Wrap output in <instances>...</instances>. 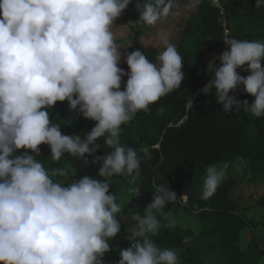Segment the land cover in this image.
Instances as JSON below:
<instances>
[{"label": "clouds", "instance_id": "obj_1", "mask_svg": "<svg viewBox=\"0 0 264 264\" xmlns=\"http://www.w3.org/2000/svg\"><path fill=\"white\" fill-rule=\"evenodd\" d=\"M132 3L0 0V264H103L108 240L120 233L122 209L108 180L127 174L135 183L141 176L137 151L120 143L121 126L180 87L185 76L167 32L160 33L159 63L137 49L125 56L128 71L118 67L122 52L112 28ZM172 7V0H135L139 20L149 26L166 18ZM255 7H264V0H256ZM223 41L229 48L220 55V66L208 63L213 78L204 94L214 95L226 114L243 108L264 117V43ZM244 65L250 72L246 77L237 72ZM240 86L255 97L251 104L230 95ZM58 101L95 121L84 138L62 134L61 126L52 123L48 110ZM100 138L110 151L95 156L93 163H101L96 176L57 182L55 177L67 175L65 169H47L36 159L42 144L54 163L66 155H94ZM20 149L25 151L17 154ZM227 168L226 162L206 168L202 200L214 195ZM154 188L143 214L133 217L134 238L121 249L118 264H180L177 250L161 248L151 237L161 227L157 213L187 196L178 200L168 185ZM173 226L174 221L168 225Z\"/></svg>", "mask_w": 264, "mask_h": 264}, {"label": "trees", "instance_id": "obj_2", "mask_svg": "<svg viewBox=\"0 0 264 264\" xmlns=\"http://www.w3.org/2000/svg\"><path fill=\"white\" fill-rule=\"evenodd\" d=\"M219 1L223 12L215 0H172L169 15L178 12L187 18L181 22L183 31L178 46L184 80L180 87L161 96L146 111H139L130 122L121 126L120 143L137 151L141 176L135 183L133 176L127 174L114 177L129 182L133 190L139 188L136 193L139 215L151 202L154 186L168 185L178 200L184 194L187 196L186 202H173L163 214L157 213L161 227L151 237L161 248L177 250L180 264H260L264 247L254 233L257 223L248 219L245 212L256 206L264 207V193L257 192L253 186L240 188L233 165L243 159L253 176L264 174V117H254L243 108L226 114L214 95H205L202 88L213 78L207 70L206 54L218 51L225 44L224 19L229 29L228 39L264 43V7H255L256 0ZM190 8L193 11L188 13ZM120 17L117 25H128L132 35L123 42H116L119 50L126 56L139 49L150 62L159 63L156 58L160 49L155 45L144 46L140 41L153 25H145L139 20L135 0ZM220 63L219 60L215 65L218 67ZM119 67L128 71L125 60ZM244 68L247 65L238 68L237 72L246 77L250 72ZM126 81L127 76L122 77L121 90ZM230 95L240 101L247 100L249 104L255 99L243 90V86ZM66 107L67 101H58L48 110L52 123L61 126L62 134L84 138L95 121L72 109L74 117H69ZM97 146L94 155L75 158V170L65 169L67 175L59 177L60 181L71 183L84 175L96 176L101 163H93L95 156H104L110 151L104 138L97 141ZM39 150L36 159L45 168L61 167L51 161L48 145H40ZM24 151L20 149L17 154ZM29 154H32L30 150ZM64 158L72 157L66 155ZM225 162L228 163L225 178L212 197L202 200V178L206 168L209 165L222 166ZM108 182L110 191L117 196V182L110 179ZM178 206L198 216L199 230L168 227L170 214ZM133 238L131 233L120 232L108 240L111 247L108 255L105 253L102 257L103 264H118L121 257L115 251L119 246L130 247Z\"/></svg>", "mask_w": 264, "mask_h": 264}, {"label": "rangeland", "instance_id": "obj_3", "mask_svg": "<svg viewBox=\"0 0 264 264\" xmlns=\"http://www.w3.org/2000/svg\"><path fill=\"white\" fill-rule=\"evenodd\" d=\"M177 10L178 9H176V12ZM192 11V8H190L188 13H191ZM177 13L172 16L168 15V17H166L162 22L153 25V27L147 32V34L140 39L141 43L144 46L155 45L162 52L164 50V46L161 43L160 33L167 32L170 43L174 44L178 51V46L180 44L183 31L181 22L182 20H185L187 18L181 13L180 15H178ZM120 18L121 17L117 18L114 21V26L112 28L115 37V42H123L124 40L129 38V36L132 35L128 25H117V23L120 22ZM131 25L133 27H136L134 22H131ZM124 60L125 54L122 52L121 60L118 64V67L123 63ZM66 110L69 117H74V114L70 111L68 102ZM76 162L77 160L75 158H64L57 164L60 165L62 168L67 169L68 171H74L76 167ZM233 170L235 171V175L238 178V186L240 188L253 186V188H256L257 192L264 193V174H258L253 176L249 166L244 162L243 159H238L236 161V163L233 165ZM109 179L111 181L117 182L119 187L117 203L120 205L122 211L120 215L117 216V219L121 224L120 232H124L125 234L131 233V229L136 224V221L133 217L134 215L138 214L137 194L132 189L129 182L124 181L120 178H115L114 176ZM54 180L57 182H61L59 177H55ZM245 216L248 219L257 223V226L254 227V233L258 236L260 243L264 247V225L262 224L264 222V207H253L245 212ZM172 221H174V226H180L183 228L192 227L195 230H199L201 228V223L198 216L194 213L186 211L181 206H178L170 214L169 223ZM121 249H124V247L119 246V248L115 252L120 255ZM107 255L108 254L106 253L105 256ZM260 264H264V257H262Z\"/></svg>", "mask_w": 264, "mask_h": 264}, {"label": "built area", "instance_id": "obj_4", "mask_svg": "<svg viewBox=\"0 0 264 264\" xmlns=\"http://www.w3.org/2000/svg\"><path fill=\"white\" fill-rule=\"evenodd\" d=\"M215 4H216V6H218V7L221 9L222 12L224 11V8L222 7V5H221V3H220L219 0H215ZM223 25H224V27H225V33H226V37H225V39H228L229 29L227 28V23H226V20H225V19H224ZM228 48H229V46L226 45V44H224L223 46H221V47L219 48L218 51L213 52V53H207V54H206V59L208 60V62H210V61H214V63H216L217 61L220 60V55H221L224 51L228 50ZM206 85H207V84H205L204 87H205ZM204 87H203V88H204ZM203 88H202V90H203Z\"/></svg>", "mask_w": 264, "mask_h": 264}]
</instances>
